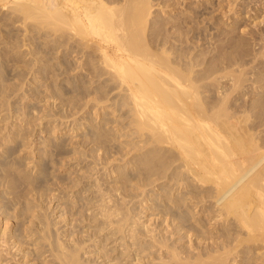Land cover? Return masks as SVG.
Listing matches in <instances>:
<instances>
[{
    "label": "bare ground",
    "instance_id": "bare-ground-1",
    "mask_svg": "<svg viewBox=\"0 0 264 264\" xmlns=\"http://www.w3.org/2000/svg\"><path fill=\"white\" fill-rule=\"evenodd\" d=\"M154 1L0 0V11L7 12V16L9 13V17H6L3 12L5 21L1 24L10 25L11 28L17 24V29L21 25L28 32L24 31L26 34L22 36L24 42L21 43L26 42L25 45H27V41L33 37L29 34L37 30L41 34L38 37L42 38L40 44L28 47V54L31 57L27 56L28 59L21 55L18 57L16 54L9 55L11 52L15 53L13 49L23 44L20 43L17 46L15 44L17 41L12 43L11 39L15 38L8 35L11 42L8 41L5 44L7 46L4 45L5 47L0 50L2 63L7 62L4 65L6 68L1 66L6 73L9 72H7V65L11 63V59L12 62L16 60L24 64L23 66L29 68L27 70H32L33 73L39 72L42 75L50 67L47 64L44 65L45 68H42L40 64L44 61L42 64L49 63L51 66L55 60L54 71L49 70L54 75L56 73L61 76L58 79L64 80L63 76L71 74L77 77V80L74 78L76 85L72 83L73 76H71V83H69L70 78L66 79L74 86L70 87L65 82L64 90L66 86L74 93L82 91L81 89H89L85 84L86 87L81 85L85 77L92 82L87 85L93 86L94 82H98L94 89L89 91L90 94L96 93V96L93 94L94 98L92 97L91 101L99 105L114 98V104H112L115 108L111 113L127 112H125L127 115L121 113V116L129 118V130L125 135L131 137L127 145L124 144L125 142L119 143L120 150L110 151L108 144L118 142L123 135L121 129H115L116 133L121 134L113 135L100 122L94 124L88 119L89 126L94 128L92 131H94L95 141L98 140L99 148H96L105 149V152L98 156L104 160V166L106 164L110 166L109 174L119 175L114 185L108 190L101 187L103 184L101 186L97 184L98 191L101 193L100 198L95 200L94 197L88 198L85 195L86 198L85 196L83 198L85 203L78 202L79 206L81 204V209L78 211L83 221L92 218H97L99 223L102 221L101 226L97 227L98 230L93 228L95 234L91 235L92 237L89 236V239L88 236L76 237L73 234L74 231L72 235L64 231L59 232L60 228L57 230L56 222L54 223L57 225L52 226L54 223L51 224L48 215H45L47 211L43 213V203L39 200L41 196L39 189L43 184L42 177L27 173L20 175L23 172L21 167L18 171L20 174H16L17 166H21L17 164H22L21 159L16 157L17 150L20 151L19 144L5 146V152L2 153L7 155L4 158L2 154L0 155L2 158L0 159V264H34V260L30 263V252L23 253V247L30 244H34L38 256L39 253L43 258L51 256L54 264H92L91 260L86 259L87 257L83 259V256H89L91 251L89 248L92 245L97 251L98 259H102L101 263L94 264H226L230 262L231 255H234L235 259L232 264H264V75L257 77V82L261 84V91L251 106L238 105L236 98H231V94L244 85L245 70L239 69L241 66L239 60L250 53L251 46L247 45L248 42L243 38L236 39L238 44L236 50L224 52H220L217 45L213 51L206 50L202 44L195 45L196 47L190 46V43L187 44L189 41L177 35L176 30L171 32L170 28L167 29V22L160 20L158 15L153 16L156 15L153 9L157 5H154ZM255 1L264 4V0ZM254 22L256 23V20ZM258 22L261 26L260 21ZM18 24H20L19 27ZM18 33H13L11 36L16 37ZM182 33L187 34V32ZM260 37L259 52L263 54L264 34ZM256 40L254 39L253 44ZM46 72L44 75L49 76L50 74L46 75ZM0 74V76L3 75L1 72ZM19 74L21 75L20 72ZM54 75L49 76L52 82ZM43 78L46 79L44 76ZM227 78L231 82L230 86L222 84V81ZM86 82L83 81V83ZM60 86L61 84L58 87ZM4 88L2 90L5 92L8 88L5 90ZM13 89L15 91V88ZM60 89H58L59 92L63 91ZM86 90L84 95L81 94L83 91L78 94L85 96L87 93L86 96H89ZM4 92L0 97L5 98L3 94L6 92ZM54 94L52 93L53 96ZM8 96L11 95L8 94ZM6 104L10 107L11 102ZM107 107L109 108V106L104 107V113L101 112V115H104L103 118L108 114L105 110ZM18 114H20L19 110ZM80 126L82 127V124ZM12 138L14 141L13 136ZM23 143L22 141V146H24ZM60 143L51 145L61 152L65 146ZM126 146L130 148L127 149ZM1 147L4 148V145ZM115 154H121V156H115ZM79 155L74 156L73 159ZM12 161L17 165L15 169L13 163L15 171L10 167ZM44 169H48L47 164ZM130 170H133L131 174L121 176ZM79 183L74 182L71 186L69 183L68 190L71 187L73 191L72 187L80 186ZM128 186H131V189H128ZM82 189L88 192L85 194L94 192L91 187L84 186ZM139 189L141 191L136 194L131 192ZM151 191H153L152 194H150ZM37 194L40 196L38 197ZM54 196L55 194L50 202L56 196L57 200L62 198L58 195ZM139 196H142L141 203L151 202L148 207L159 203V206L154 207L157 210L154 213L160 219L158 224L151 219L142 221V217L137 214L139 212L136 213V205L128 206L127 198H132L129 202H133V199ZM74 203L75 201L72 204ZM83 204H86L85 207ZM76 205H72V209L77 208ZM93 208L98 212L90 213L89 211ZM199 213L201 215L197 216ZM71 214L75 215L73 212ZM98 214L101 221L96 217ZM67 215L69 214L66 213L65 219L63 218L65 226L71 224V222L68 223ZM214 217H217L216 222L208 228L206 221ZM190 218L195 219L194 223L197 226L188 224ZM216 224L219 226L215 227ZM105 229H108L109 235H102ZM93 236L96 238L93 239ZM194 236L199 241L198 245H195ZM186 237L188 240L181 246L175 243L178 239L183 240ZM207 241L208 243L204 246ZM187 242L189 244L185 246ZM108 243L115 244L111 253L105 249ZM114 252L117 255H113ZM237 257L240 259L237 260ZM37 260L38 258L35 264Z\"/></svg>",
    "mask_w": 264,
    "mask_h": 264
},
{
    "label": "rangeland",
    "instance_id": "rangeland-1",
    "mask_svg": "<svg viewBox=\"0 0 264 264\" xmlns=\"http://www.w3.org/2000/svg\"><path fill=\"white\" fill-rule=\"evenodd\" d=\"M234 1L233 0H212V1L211 0H159V1L156 2V0H155L154 1V5L155 4H157V5L154 6L153 10H154V14H156V15H153V16H157L158 15L160 20H164L165 22H167V27H168L167 29L170 28L171 32L176 30L177 31V35L183 36L184 39H187V41H189L187 44L190 43V46H193V47H196L197 45L200 46L202 44V47L206 48V50L209 49V50L213 51L215 45H217L219 47L218 50L220 52L232 51V50L235 51L236 47L238 45V44H236L237 43L236 41L238 39H240V38L245 39V41L248 42L247 45L249 47L251 46L250 47V53L246 54V56H244L242 59L239 60L240 63H241V66H240L239 69L245 70L244 71L245 72V81H244V85L242 87H240V89L235 90L236 92L234 91L231 94V98H236V103L238 105L250 107L251 103L259 96V93L261 91V89H260V87H261L260 85L261 84H259V82H257V77L258 76L260 77V76L264 75V61H263L264 60V58H263L264 50H263V54H260L259 51L261 50V48H260L261 47V41L258 42V39L261 38L260 36H263V34H264V29H263L264 28V22L263 23L261 22V20H263L262 15L264 14V6H263L264 4L260 3V2H256L255 0H254L255 3H254L253 0H252V2H251V0H240V1H235V3H234ZM159 3H160V5H158ZM249 9H251V11H249ZM3 12L4 11H2V12L0 11V31H1L0 32V36H1L0 39L2 38V39H4V41H2V39L0 40L1 43H2V44L0 43V46H1L0 50H2V47L4 48L5 46H7L5 44H7V42L10 41V39H11V38H9V36L12 37V38L17 39V40H15V39L12 40L11 39V41H12V43H13V41L14 42L17 41L18 44L16 42H15V44L17 46H19V44L21 42H24V41H22L23 40L22 36H24V34L28 33L27 31H25L26 28L25 27H21L20 24H18V27L20 25V28H18V29H17V24H16V26L13 25L12 26L13 28H11L10 25L9 26L8 25L7 26L6 25H2L1 24L2 21H5V17H4L3 14L5 13V16L9 17V13H8V16H7L6 15L7 12H4V13ZM236 15H237V17H236ZM255 20H256V23L254 22ZM258 21H260V25L261 26L258 25V23H259ZM238 22H240V23H238ZM253 22H254V24H253ZM230 25H231V28H230ZM175 26L176 27L178 26L179 28H177V29L171 28V27H175ZM232 26H234V27H232ZM7 27L11 28L12 31L13 30L14 31L17 30L15 32L13 31V33L17 34L19 32L18 35H20V36L17 35L16 36L17 38L15 37V35L11 36L13 33H12V31L10 32L11 29H9V31H7L8 30ZM222 27H223L224 30L222 29ZM249 27H250V29H249ZM2 28H4L5 31ZM237 28H239L241 31H239V29H237ZM245 29L248 32H246ZM19 30L21 32H23V33H21ZM6 31L10 32V34L9 33L6 34L7 33ZM235 31H237V32L235 33ZM36 32H37V34H35ZM182 32H187V34H183ZM244 33H246V34H244ZM261 33H263V34H261ZM2 34L5 35V36H3ZM39 34H40L39 30L31 32L29 35H33L34 38L31 36L32 39L30 41H27V45H25L26 42L25 43H21V44H23V46L25 48L22 49V47H23L22 45H21L22 47L20 46L21 48L20 47L19 48L16 47L15 48L16 50L13 49V51L15 53L11 52V53H9V55L16 54L17 57H18V55L19 56L21 55L22 57H26V58L29 59L30 55L28 54V47L31 46V45H33L32 47H34L35 45H38V44L41 43L40 40H42V38L40 36L38 37ZM199 34H200V36H199ZM222 35L224 37H222ZM187 36H188V38H187ZM3 37L6 38V41H5V38H3ZM39 38H41V39H39ZM253 38L257 39L254 42L255 45L253 44V41H254ZM7 39H9V40H7ZM35 39H37V40H35ZM223 39H225V40H223ZM18 40H20V42ZM28 43H29V45H28ZM250 43H252V44H250ZM256 44H258V45H256ZM252 47H254V48H252ZM17 49H19V50H17ZM25 50H27V51H25ZM25 52H27L28 55ZM253 53L254 54L256 53V54L254 55ZM24 55H26V56H24ZM27 56H29V57H27ZM44 58H46V57H44ZM254 60H256V61H254ZM10 62L11 63H8L9 65H7V67H8L7 69L8 70L6 69L7 72L8 71L9 72L6 73V71L4 70V68H6V66H4V65H6L7 62H3L4 63L3 64L2 63V59H1V55H0V67L2 65L4 67V68L1 67L3 69L0 72L3 75L0 76L2 78V79L0 78V83L3 82L5 80V78H7V80H5L2 83V84H4V86H0L1 87V89H0V93L1 94L0 95H2V93L4 92L2 90L4 87H5L4 90L6 88H8L12 92L11 93L10 90L7 89L5 91L6 94H3V95H5V98H3L4 96H1L2 98L0 97L1 98L0 99V131H1V128H2V131L0 132V144H1V146L4 145V148L0 146V155L2 154V156H3L2 158H4L7 155L6 153H5L6 155L3 154L5 152L4 149H6V147L9 146V145H12V144L14 145L15 143H18L19 144V148L18 149H20V151L17 150L18 154L16 153V157H19V159H21L22 164H17V165H21V166H17L16 163L12 161L11 162V166H10V163L8 165L11 167L12 170H14V167L16 169V166H17L18 170L17 171L14 170L16 172V174H20V172L18 173V171L20 170V167H21L22 168L21 172L22 171L23 172L20 175H22L24 173H27L28 175L32 174V176L42 177L41 181L43 182V184L41 185L42 188L40 187V189H39L41 196L39 195L40 196L39 197L38 194H37V196L39 197V200L41 201V203H43V207H44L43 208V210H44L43 213L46 212V211L48 212V213L46 212L45 215L46 214L48 215V218H49L48 220H50L51 224L54 223V222H56L58 224L57 225L56 223H54V224H52V226L56 224L57 225V230H58V228H60L59 232H61V231L63 232L64 231V233L72 235L71 233H73V231H74L75 233H73V234L76 237L83 238V236H85V237L88 236V239H89V236L95 234V230L94 229L98 230V228H99L98 226H101V224H100L102 222L101 219H100L101 217H100L99 214L96 216V217H98L99 221H101L100 223L97 222V218L96 219L92 218V219H89V220L85 219L83 221V217L82 216L80 217V215H79L80 213L78 211L79 209H81V207H80L81 204L79 206V203L84 202L83 198H84L85 195L88 196V198H90V197L93 198L94 197L95 200L100 198V194L101 193L98 191L99 189L97 187V184L99 186H101V184H103L101 187L103 189H105V190H108L109 188H111L114 185V181H116L119 178L118 174H109V173H111L110 172L111 171L110 166H107V164H106L105 165L107 167L106 168L103 165V163H104L103 161L104 160H102L101 157L98 156L99 154H103L105 152L104 151L105 149H101V150L98 149L99 148L98 147V143H97L98 140L95 141L96 138H94L95 136L93 135L94 131H92L94 128L89 126L90 125L89 124V122H90L89 120L93 121L94 124H97V123L100 122L113 135L114 134H117V135L121 134V133H116V130H115V129H118V130L121 129L120 131H122L123 135H122L121 138L118 139V142L117 143H109L108 144V149L110 151H112V150L116 151V150H120L121 149V146H120L119 143L125 142L124 144L127 145L129 143V141H131V137L125 135L127 133V131L129 130V128H128L129 127V122H128L129 118H128V116L127 117L121 116L122 115L121 113H125L126 111H117L115 113H111V111L115 108V107H113L114 106L113 105L114 104V100H113L114 98H112V100L109 101V102L99 103V105L96 104V103L94 104V102L91 101L92 100L91 98L92 97L94 98V95L96 96V93H91L90 94V92L94 89V87L98 84V82H94L93 83L94 85L92 86L91 85L92 84L91 80L90 79L87 80L86 77H85L86 80L84 78H82V80L84 79L83 80L84 82L87 81L86 83H83V81L80 79L82 81L81 85L82 86H85V85L88 86L90 90L88 88H85L86 87L85 86L84 87L85 89H81L83 91V93H81V94L84 95V90L88 89L86 91H88V92L90 91L88 93L89 96H86L87 93L85 94V96H83V95L81 96V94H78V93H80L82 91H79V92L75 91V93H74L73 90L69 89L68 86H70V87L74 86L73 84L76 82L77 77H74L71 74V75H68V76L66 75L65 77L63 76L64 80H62V78L58 79L61 76L56 75V73L54 75V73L52 71H50L51 69L54 71L53 64H54L55 60L51 64L52 68L49 65V63L42 64L44 61L41 63L42 65L40 64V66H42V68H45L44 65L46 66L48 64V67H50V68L46 69V71L48 73L46 71L45 72H46V75L50 74L49 75L50 77H51V75L52 76L54 75L53 82H52V78H50L49 76H45L44 75L45 72L43 73V75H42V73H39V72L33 73L32 70H27V69H29L28 67L23 66L24 64H20V62H17L16 60H13V62H14L13 63L12 59H11ZM33 67L35 69H37L36 66H33ZM1 68H0V70H1ZM39 69H40V67H39ZM251 70L254 71V72H252ZM27 71L30 72V73H28ZM19 72L21 73V75L19 74ZM16 74H17L18 78H16L17 77ZM39 74H40V76H38ZM7 75H8V77H6ZM13 75H15V77H13ZM20 76H22L23 78L20 77ZM43 76L46 77V79H44ZM71 76H73L72 77V83H73L72 85L69 84V83H71ZM19 77H20V80H19ZM33 77H34V79H33ZM39 77H41L43 79H41V78L38 79ZM251 77H253V78H251ZM8 78H9V80H8ZM74 78H76V80H74ZM66 79L70 80L69 83L67 82ZM46 80H48V81H46ZM54 80H56L57 82L54 81ZM54 82L56 84H54ZM65 82H67V83H65ZM5 83L7 85H5ZM64 83L66 85L69 84L68 86L65 87L66 91L63 88L64 85H65ZM87 83H91V84L87 85ZM2 84H0V85H2ZM59 84H61V86L63 85L62 88H61V86L58 87ZM222 84L224 86H230L229 84H231V82L229 81V78H227V79H224L222 81ZM9 85H11L12 87L9 86ZM75 85H76V83H75ZM89 85L92 86V87H90ZM13 86H16V87H13ZM53 86L55 88H53ZM262 86H263V84H262ZM50 87H51V89H50ZM13 88H15V91H14ZM60 88L63 91H60L61 94L59 95L60 92L58 91V89H60ZM1 90H2V92H1ZM18 90H19V92H18ZM54 90H56V91H54ZM67 90H69V91H67ZM70 90L73 93H71ZM50 91L53 94L56 93V94H54V96L56 95V97H54ZM67 92H69V93H67ZM57 93H58L59 97H57L58 96ZM8 94H10L11 96L9 97ZM6 95H7V97H6ZM61 95H63V96H61ZM7 99H8V101H7ZM87 100H88V102L89 101H91V102L88 103V102H86ZM3 101H4L5 104L11 102L12 106L9 104L10 107H8V104L5 105L3 103ZM1 103L4 106H2ZM87 103H88V105H87ZM110 105H112V106H110ZM105 106H109V108L107 107L105 109L106 113H108V114H106L105 118H103L104 115L102 116L101 112L102 113L105 112L104 111V107ZM29 107H31V108H29ZM10 108H11V110L9 111ZM18 110H19V113L21 115L18 114ZM21 110L22 111L24 110L23 114H22ZM33 110L34 111L37 110V112L36 111L34 112ZM95 110H96V112H95ZM17 115H19L20 117L17 116ZM15 117H17V118H15ZM40 119H43V120L40 121ZM117 119H119V120H117ZM12 120H14V121H12ZM85 121H87V122H85ZM39 122H40V124H39ZM27 124H29V125H27ZM80 124H82V127L80 126ZM73 126H74V129H73ZM78 126H80V127L78 128ZM6 127H8V128H6ZM123 127H124V129H122ZM24 128H26L27 130L24 129ZM25 130H26V132H25ZM91 131H92V133H91ZM88 132H90V133H88ZM87 133H88V135H86ZM15 134L17 136H14ZM18 134H19V136H18ZM12 136L14 137L15 140H17V142L15 140L13 141ZM5 137H7V138H5ZM22 141L24 142L23 143L24 146L21 145ZM7 142H9V143H7ZM26 142H27V144H26ZM54 142L55 143H60L61 142L60 144H62V145L64 144L63 146H65L64 147L65 149L64 150L60 149L61 152L60 151L58 152V150L53 147L55 145ZM112 146H114V147H112ZM60 147H62V146L60 145ZM96 147H98V148H96ZM125 148L129 149L130 147L126 146ZM125 148H123V149H125ZM93 149H95V150H93ZM78 152H80V153H78ZM18 155H20V156H18ZM78 155H79V157L73 159L74 156H78ZM115 156H121V154H115ZM14 157H15V155H14ZM80 157H82V159ZM2 158L0 157V159H2ZM54 160H55V162H54ZM80 160H81V162H80ZM98 160H101V161H98ZM92 162H94L96 164L99 163L100 165L102 163V165L101 166L100 165L96 166ZM13 163L15 164V166H14ZM34 164L35 165L37 164V165H40V166L36 167ZM46 164L48 165V169H46L47 171L44 169ZM42 166H44V167H42ZM43 169H44V171L42 172ZM132 171L133 170L127 171L126 173H124L121 176L122 177L123 176H127V175L131 174ZM81 178L83 180L82 183H81ZM70 179H71V182L73 181L72 182L73 184H74V182L76 184L79 183V182L81 183V184L79 183L80 186H78V187L77 186L72 187L74 192L71 190V187H70V190H68L69 189V187H68L69 183H70L69 186L72 185V183L69 182ZM74 180H76V181H74ZM63 183L66 184L67 186L64 185ZM84 186L87 187V188L91 187V189H93L94 192H90L91 194H85V193H88V192H84L85 190L82 189V187H84ZM106 187H107V189H106ZM127 188L131 189V186H128ZM155 189H157V187H155ZM63 190H64V192H63ZM39 191H38V193H39ZM41 191H43V192H41ZM140 191H141V189L133 190L131 192L136 194V193H138ZM67 192H68V194H66ZM72 192H73V195H72V197H70ZM133 193H132V195H133ZM152 193H153V191L150 192V194H152ZM53 194H55V196L58 195V197L61 196L62 197V198L60 197L61 200H57L56 199L57 196L56 197L54 196L55 199L54 200L52 199V202H50L51 198H53L52 197ZM86 196H85V198H86ZM41 197L44 198V199H42ZM95 197H97V198H95ZM141 198H142V196L135 197L133 199V202H129L130 198H127L128 206H130V207L132 206L133 207V206L136 205L135 206L136 213L139 212L137 214L140 215V217H142V221H146V220H150L151 219L152 222L156 221V224H158L160 222V219H158V215L156 213H154V212L157 211V210H155V208L157 206H159V203H157V204L155 203L156 206L153 205L152 207H148V206H150L151 202H147L148 203L147 204L146 202L143 201L141 203V201H140ZM74 201H75L74 204L75 205L77 204L76 205L77 208H73L72 209V207H73L72 205H74L72 203ZM85 201H87V200L85 199ZM152 201L155 202L154 200H152ZM83 205H82V207H83ZM85 205H84V207H85ZM152 208L155 211L152 210ZM11 210L10 211L13 212V209H11ZM93 211L94 212H98L94 208L92 210H90L89 212L91 213ZM71 212H73L75 215L71 214ZM140 212H142V214ZM66 213L69 214V215H67V217H69L68 218L69 219L68 223L71 222V224L69 223L68 225L65 226V223H64L65 220H63V218L66 217ZM62 215H64V216L62 217ZM176 215L178 216V212H176ZM200 215H201V213H199L197 216H200ZM78 217L80 218V220H79ZM81 218H82V220H81ZM204 218H206V215H204ZM77 219L79 221H76ZM216 219H217V217H214L212 220L206 221L207 227L211 228L212 224L216 222ZM194 220H195L194 218L193 219L190 218L188 224H191L193 226H197L196 223H194ZM91 222H92V224H91ZM96 223H98V224H96ZM75 224H76V227H74ZM218 226H219L218 224L215 225V227H218ZM83 228H84V230H83ZM78 231H80V232L77 233ZM82 231H83V233H82ZM108 232H109L108 229H105L104 231H102V235L103 234L104 235H109ZM94 238H96V236H93V239ZM120 240L121 239H119V241ZM187 240H188V238L186 237L183 240H179L178 239L175 243L177 245L181 246L183 244V242H185ZM193 240L195 241V245L199 244V241L195 238V236L193 237ZM88 242H91V241H88ZM206 243H208V241L205 242L204 246H206ZM88 244H90V243H88ZM188 244L189 243L187 242L185 244V246H188ZM33 245L34 244H30L28 246L25 245V247H23L24 248L23 249V253L24 254L28 253V251L31 254L30 263L34 262V261L36 262V259L38 258L37 264L38 263L39 264H46V263L54 264V261H51V259H52L51 256H49V257L47 256V257L43 258V257L40 256V253H39V256H40V258H39L38 253H37V251H35ZM107 245L108 246L105 249H107L108 252L111 253V250H113V248L115 247V244L114 243H108ZM104 247H105V245H104ZM89 249L91 250L90 253H89V256L88 255L83 256V259L87 257L86 259L87 260H91L90 262L92 264H94L95 262L96 263L97 262L101 263L102 259L101 258L98 259V255H97V251L95 250V247L92 245ZM47 255H49V253ZM113 255H117L116 252H114ZM34 256L35 257L38 256V257L35 258ZM239 259H240V257H237V260H239ZM234 261H235L234 255H231L230 256V262H227L226 264H232ZM35 262H34V264H35ZM102 264H104V263H102ZM201 264H203V263H201Z\"/></svg>",
    "mask_w": 264,
    "mask_h": 264
}]
</instances>
